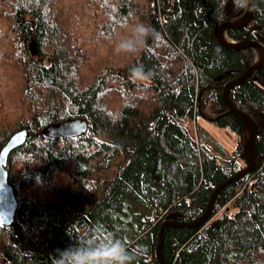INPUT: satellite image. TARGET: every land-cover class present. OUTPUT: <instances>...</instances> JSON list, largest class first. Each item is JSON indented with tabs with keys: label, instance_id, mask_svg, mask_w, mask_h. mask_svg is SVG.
<instances>
[{
	"label": "trees",
	"instance_id": "1",
	"mask_svg": "<svg viewBox=\"0 0 264 264\" xmlns=\"http://www.w3.org/2000/svg\"><path fill=\"white\" fill-rule=\"evenodd\" d=\"M254 2L250 21L226 33L264 46V0ZM247 9L248 0H0V148L28 131L7 157L17 208L0 225V264H52L94 229L120 240L130 264H162L160 223L196 220L245 166L244 128L222 94L255 52L223 46L214 27ZM136 23L152 36L118 52ZM136 66L146 83L132 81ZM255 72L228 92L257 125L254 165L219 191L205 221L164 228L167 264H264V63ZM198 116L231 130L234 148ZM74 120L84 131L49 132Z\"/></svg>",
	"mask_w": 264,
	"mask_h": 264
},
{
	"label": "water",
	"instance_id": "2",
	"mask_svg": "<svg viewBox=\"0 0 264 264\" xmlns=\"http://www.w3.org/2000/svg\"><path fill=\"white\" fill-rule=\"evenodd\" d=\"M254 7H255L254 0H248V9L240 17L241 18L240 21L235 22L236 21L235 20V21L223 22L214 27V35L216 36L219 43L222 44L223 46L234 49L251 47L254 50L258 49L261 53V58L259 61L254 60V62L241 74H239L237 77L229 80L226 83L222 94V99L224 104L227 105L230 111H232L240 118L243 128L247 126L250 130L249 134L244 137L242 143V150H243L242 153L244 157L245 166L234 175L220 182L214 188V190L210 195L208 203L205 207V210L196 220L192 222L164 220L160 223L155 251L158 259L161 261L162 264H167L162 256V242H163L164 228L167 226H192L205 221L209 217L211 208L219 191L228 183L232 181H236L254 165L255 152L253 148V137L257 131V125L255 121L248 114H246L244 111L240 110L237 106L233 105L230 102V99L228 97V92L232 86L246 79L248 76H250L253 73L254 70H256L254 77L258 75V69L264 63V46L258 40H242V41L233 40V42H228L220 36V32L226 31V28L230 26L246 25L252 18ZM84 129H85V124L82 121L74 120V121H68V122L52 125L49 129V132L56 135H72V134L80 133L84 131ZM27 140H28L27 129L25 128L18 129L9 136L5 144L0 148V225L13 224L15 211L17 208V199L14 190L11 184L8 182V174L6 169L8 153L15 147L26 142Z\"/></svg>",
	"mask_w": 264,
	"mask_h": 264
},
{
	"label": "clouds",
	"instance_id": "3",
	"mask_svg": "<svg viewBox=\"0 0 264 264\" xmlns=\"http://www.w3.org/2000/svg\"><path fill=\"white\" fill-rule=\"evenodd\" d=\"M240 7H244L247 0H236ZM153 30L143 23H136L131 27L130 34L121 39L116 50L122 53H136L152 36ZM150 73H146L142 66L131 70V79L142 84L146 83ZM132 257L128 254L120 240L106 235L100 229H94L91 235L77 238L75 246L64 250H57V255L52 258V264H130Z\"/></svg>",
	"mask_w": 264,
	"mask_h": 264
},
{
	"label": "rangeland",
	"instance_id": "4",
	"mask_svg": "<svg viewBox=\"0 0 264 264\" xmlns=\"http://www.w3.org/2000/svg\"><path fill=\"white\" fill-rule=\"evenodd\" d=\"M240 19L241 18L237 20L240 21ZM254 52H255V61H257L259 58L257 57L256 50H254ZM197 122L202 127H204L211 134V136H213L216 140H218L228 152H230L234 148L237 137L231 130L225 127H220L216 125L214 122L206 120L200 116L197 117ZM247 135L248 132L244 127V137ZM254 159H255V155H254Z\"/></svg>",
	"mask_w": 264,
	"mask_h": 264
},
{
	"label": "bare ground",
	"instance_id": "5",
	"mask_svg": "<svg viewBox=\"0 0 264 264\" xmlns=\"http://www.w3.org/2000/svg\"><path fill=\"white\" fill-rule=\"evenodd\" d=\"M238 20H236L235 22H237ZM220 36L223 38V39H225L226 41H228V42H233V40L231 39V38H229V36L227 35V33H226V31H221L220 32ZM256 53H257V57L259 58L257 61H259L260 60V58H261V53H260V51L258 50V49H256ZM245 129H246V131L248 132V134H249V128L247 127V126H245Z\"/></svg>",
	"mask_w": 264,
	"mask_h": 264
},
{
	"label": "built area",
	"instance_id": "6",
	"mask_svg": "<svg viewBox=\"0 0 264 264\" xmlns=\"http://www.w3.org/2000/svg\"><path fill=\"white\" fill-rule=\"evenodd\" d=\"M225 213V210L223 208H220L217 213H216V216H221Z\"/></svg>",
	"mask_w": 264,
	"mask_h": 264
}]
</instances>
